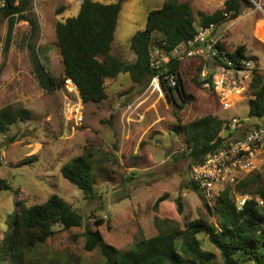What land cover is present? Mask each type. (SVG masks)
I'll return each instance as SVG.
<instances>
[{
	"label": "rangeland",
	"instance_id": "374dc122",
	"mask_svg": "<svg viewBox=\"0 0 264 264\" xmlns=\"http://www.w3.org/2000/svg\"><path fill=\"white\" fill-rule=\"evenodd\" d=\"M136 1L137 6L150 10L164 0ZM178 1L190 3L196 27L200 25V13L211 14L224 3ZM255 1L261 8L253 4L245 7L237 18L217 25L216 33L223 37L228 51L243 45L263 75L264 43L256 40L253 32L259 20H264V0ZM80 3L81 0H32L40 32L31 38L28 22L19 20L8 50L4 49L8 22L0 14V108L11 104L29 111L28 119L0 133V176L18 188L17 195L0 192V243L7 230L5 218L9 211L42 203L52 194L83 217L78 227L55 224L44 243L26 252V261L32 264H104L105 256L99 247L87 249L89 231H98L116 249H126L140 238L154 236L168 227L183 229L195 219L218 223L222 213L214 210L215 199L203 198L190 182L193 160L188 156L185 136L175 131L177 117L182 124L211 114L227 124L236 117L244 121L256 119L264 125V118L248 114L249 94L222 109L217 96L203 86L202 67L198 69L200 61L195 59L180 64L186 93L193 97L180 109L175 100L166 97L159 78L135 83L129 73L104 80L107 98L101 103L82 104L77 89H68L70 85L50 92L42 89L33 71L29 43L42 51L51 72L60 77L63 65L55 24L73 16ZM141 25L142 21L134 24L136 28ZM110 53L126 62L135 59L129 37H116ZM176 99L182 103L177 95ZM87 151L92 154L95 175L93 197H86L59 170L66 159ZM28 160L32 161L21 164ZM257 171L264 177V165ZM162 195L165 198L157 209L153 208ZM100 217L103 222L97 225L95 221ZM198 236L202 249L212 252L214 261L221 264L218 249L205 234Z\"/></svg>",
	"mask_w": 264,
	"mask_h": 264
},
{
	"label": "trees",
	"instance_id": "16d2710c",
	"mask_svg": "<svg viewBox=\"0 0 264 264\" xmlns=\"http://www.w3.org/2000/svg\"><path fill=\"white\" fill-rule=\"evenodd\" d=\"M124 1L101 3L81 0L75 16L67 17L64 22H56L55 34L63 65V74L60 77L51 72L42 51L29 43L33 71L39 86L49 92L55 91L64 85L66 79H71L77 87L82 104L101 103L107 98L104 88L106 78L129 73L133 82L141 83L158 76L166 97L175 100L178 109L182 108L183 104L193 100L192 95L186 93L179 72L182 62L164 57L165 60L159 67L154 68L151 60L153 47H163L167 57L172 47L193 37L196 26L190 3L164 0L159 8L150 10L144 29L135 32L130 38L135 59L126 62L110 53ZM247 6H252L249 0H224L221 9L211 14L200 13L199 24L215 23L217 26L237 18ZM0 14L8 22L5 50H8L14 25L19 20L28 22L31 38L37 37L40 32L41 25L32 11V0H4V5L0 6ZM244 49L243 45H238L234 53L241 54ZM201 67L199 63L198 69ZM170 73L176 75L174 87H170L166 81V75ZM248 94L249 116L264 118V74H254ZM176 95L182 103L177 102ZM28 118L27 109L17 105H5L0 108V133H7L11 125ZM177 122L175 131L185 136L188 156L193 160L192 165L202 161L208 153L231 136V132L225 134L228 130L227 122L215 115H205L184 124L177 117ZM31 158L35 160L34 156ZM30 161L32 160L23 161L21 164ZM59 170L86 197H93L95 175L91 152H83L66 159L59 166ZM191 184L196 189L192 182ZM5 191L17 195L18 188L15 189L6 178L0 176V192ZM233 192L258 196L264 201L262 173L257 171L246 174L235 185H226L219 191L213 207L217 213L219 210L222 213L218 223L208 222L203 218L195 219L187 222L183 229L168 227L154 236L140 238L126 249H116L107 244L98 231H89L86 235L87 249L99 247L105 256L104 264H218L214 261L212 252L202 249L201 239L198 238L201 233L218 249L221 264H264V206L250 199L239 209ZM163 198L165 195L156 200L153 208L157 209ZM13 210L5 218L7 230L0 243V264H32L26 261V252L44 243L53 233L55 224L70 228L81 226L83 222L82 215L56 194L48 196L42 203ZM95 222L97 225L102 224V217Z\"/></svg>",
	"mask_w": 264,
	"mask_h": 264
},
{
	"label": "built area",
	"instance_id": "2783aa9c",
	"mask_svg": "<svg viewBox=\"0 0 264 264\" xmlns=\"http://www.w3.org/2000/svg\"><path fill=\"white\" fill-rule=\"evenodd\" d=\"M249 1L261 8L255 0ZM3 5L4 0H0V6ZM153 48L151 66L154 68H158L165 58H174L180 62L199 60L203 86L217 96L222 109L230 108L241 95H247L252 77L260 72L246 52L235 54L234 51L229 52L222 47L215 23L198 25L193 37L172 47L167 57L163 47ZM166 81L170 87H174L176 75H166ZM64 85H70L69 88L67 86L68 89H77L71 79H66ZM247 122L232 117L227 130V133L231 132V137L208 153L202 161L190 167V181L203 198L215 199L223 187L236 184L240 180L239 176L261 170L264 165V125L244 131ZM1 155L5 156L4 151ZM250 199L264 206L260 197L245 194L236 196L238 208L242 209Z\"/></svg>",
	"mask_w": 264,
	"mask_h": 264
},
{
	"label": "crops",
	"instance_id": "0c3cea01",
	"mask_svg": "<svg viewBox=\"0 0 264 264\" xmlns=\"http://www.w3.org/2000/svg\"><path fill=\"white\" fill-rule=\"evenodd\" d=\"M95 1H98V2H101V3H112V2H115L116 0H95ZM162 3H161V5H162ZM80 4H79V6H75V11L76 12H75V14L73 16H75L78 13V10L80 8ZM160 6H158L157 8H159ZM153 9H155V8H153ZM150 10H152V9H150ZM150 10H144L141 7L137 6V1L136 0H131V1L130 0H125L122 3V7H121V10L119 12L118 19H117V26H116V30H115V38L120 36V37H123L124 39L127 38V37H129V39H130L135 34V32L143 30L144 27H145V24H146L148 12ZM141 21H142V25L139 26L138 28H136L134 26V24L135 23H139ZM260 22H264V20L260 19L258 23H260ZM141 27H143V28L141 29ZM253 34H254L256 40H260L256 36L255 31L253 32ZM218 36L221 37V45H222V47L227 50L226 45L224 43L223 37L221 35H218ZM115 38H114V40H115ZM229 52H232V51H229ZM244 52H246V49H244ZM257 124L261 125V124L258 123V121L256 119H250L248 121V124L245 126L244 131L250 129L251 127L257 126ZM249 125H251V126L249 127Z\"/></svg>",
	"mask_w": 264,
	"mask_h": 264
},
{
	"label": "bare ground",
	"instance_id": "6f19581e",
	"mask_svg": "<svg viewBox=\"0 0 264 264\" xmlns=\"http://www.w3.org/2000/svg\"><path fill=\"white\" fill-rule=\"evenodd\" d=\"M255 34L261 41L264 42V22L258 23Z\"/></svg>",
	"mask_w": 264,
	"mask_h": 264
},
{
	"label": "water",
	"instance_id": "95a60500",
	"mask_svg": "<svg viewBox=\"0 0 264 264\" xmlns=\"http://www.w3.org/2000/svg\"><path fill=\"white\" fill-rule=\"evenodd\" d=\"M169 91H170V88H169Z\"/></svg>",
	"mask_w": 264,
	"mask_h": 264
}]
</instances>
